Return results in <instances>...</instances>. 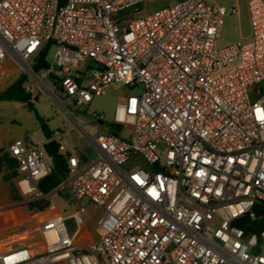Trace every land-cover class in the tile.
Wrapping results in <instances>:
<instances>
[{
	"label": "built area",
	"instance_id": "obj_1",
	"mask_svg": "<svg viewBox=\"0 0 264 264\" xmlns=\"http://www.w3.org/2000/svg\"><path fill=\"white\" fill-rule=\"evenodd\" d=\"M147 2L0 0V78L24 76L85 140L68 149L66 129L54 138L77 228L81 200L103 211L97 240L81 246L59 213L38 219L32 241L0 238V264H264V228L250 230L264 219V0H247L248 37L223 47L235 6L178 0L148 12ZM113 85L139 90L113 112L127 134L101 132L96 114L92 134L64 102L87 106ZM8 154L17 205L48 200L44 148L27 135Z\"/></svg>",
	"mask_w": 264,
	"mask_h": 264
},
{
	"label": "rangeland",
	"instance_id": "obj_2",
	"mask_svg": "<svg viewBox=\"0 0 264 264\" xmlns=\"http://www.w3.org/2000/svg\"><path fill=\"white\" fill-rule=\"evenodd\" d=\"M168 0H148L147 11L154 10L158 4H167ZM214 4V3H212ZM244 32V22H241L237 15L227 16L224 19V24L221 28L219 35V47L229 45L240 39V35ZM54 48H51L47 52V60L52 59ZM88 63V62H87ZM2 78H0L1 80ZM51 87V81H47ZM1 90V87H0ZM139 90L135 89L130 91L128 87L122 85H113L106 88L105 92L100 96H95L91 102L86 105L76 106L71 101H65L64 106L71 112V114L84 125L85 128L94 134L97 132V128L94 127L96 119L94 114L100 117L102 124H98L97 127L101 132H115L124 136L127 134V127H113L112 116L117 103L120 98L127 96L131 93L136 94ZM55 94L59 98H64L60 89L55 91ZM36 101L32 102L40 116H42L48 124L49 128L53 130L66 129L64 142L67 147H71L73 142L77 140L78 144L83 146L85 140L79 136V132L75 129L72 123L59 111V109L49 100V98L42 92L35 93ZM9 121L5 123V126L9 130V133L14 136L15 134L22 132L24 128L31 129V137L38 146H42L44 140L43 134L40 132L37 122L31 112L24 106H19L16 109H10ZM118 128V131L117 129ZM70 131V135L68 132ZM87 153L91 157L95 156V153L90 147H86ZM46 161L49 162V157H46ZM133 162L129 163V166ZM14 183V181H13ZM9 182L3 179V171L0 170V210L4 209L8 204V187ZM21 200V198L19 199ZM49 207L47 212H59L61 215L68 217L65 220V227L69 235L75 233V244L81 246L88 242L97 240L96 226L97 221L103 214L102 210L93 212V207L89 204L88 200H81V204L84 206V212L81 214L82 226L77 228L75 220L70 216L77 209V203L74 202L68 191L63 188H56L48 197ZM18 208L14 210V213L6 214L5 219H0V238L4 244L10 243L17 245L18 243H27L36 239L37 233L35 229L38 228V217L43 213L38 211H32L26 204L18 205ZM21 207V208H20Z\"/></svg>",
	"mask_w": 264,
	"mask_h": 264
},
{
	"label": "trees",
	"instance_id": "obj_3",
	"mask_svg": "<svg viewBox=\"0 0 264 264\" xmlns=\"http://www.w3.org/2000/svg\"><path fill=\"white\" fill-rule=\"evenodd\" d=\"M44 56H45V52L42 55V59L35 66L36 71L41 69ZM24 81H25L24 76L17 77L12 84H10L2 92H0V101H16L23 103L27 108V110L33 114L44 138L46 140H49L52 138L53 132L48 127L47 121L42 116L39 115L36 108L33 106L32 102L33 101L35 102L36 98H32L31 94L28 93L23 88ZM111 126L114 127L113 124ZM116 129L118 131V128ZM112 133L115 132L112 131ZM44 148L45 151L49 153L46 145H44ZM49 156L51 157L50 173L38 183V189L44 194H48L54 189H56L62 183L67 172L66 161L62 155H60L59 153H56V155H51L49 153ZM17 166L18 163L15 159H13L6 152L2 153V155L0 156V170L1 169L5 170V173L3 174V179L5 181L10 182L14 177L17 176L18 174ZM9 191L12 200L20 199L16 187H14V185H12L11 183L9 185ZM27 206L32 211L43 212L49 207V203L46 199V200L29 203ZM257 213L258 215L259 214L264 215V207H257ZM252 227L254 228H250V230H254V231L261 230L262 228H264V219L254 222L252 224Z\"/></svg>",
	"mask_w": 264,
	"mask_h": 264
},
{
	"label": "crops",
	"instance_id": "obj_4",
	"mask_svg": "<svg viewBox=\"0 0 264 264\" xmlns=\"http://www.w3.org/2000/svg\"><path fill=\"white\" fill-rule=\"evenodd\" d=\"M168 1L169 2L167 4H158V6L155 9L171 5V4L175 3L178 0H168ZM204 1L207 2V3H210V4L214 3L215 5H220V6H224V7L235 6L237 8V14L236 15L240 18L241 22H244V32L240 35V39L239 40H243V39L248 37V35L250 33V26H249V21H248V16H247V0H204ZM239 40H237V41H239ZM16 78H17L16 75H13V76H10V77H6V78H2L0 80V87H1L0 92H2L10 84H12L13 81ZM19 106L24 107L25 105L23 103L16 102V101H0V156L4 152L8 153V147L13 141H15L17 139H21V138H23V137H25L27 135H30L31 132H32L30 128H24V130L22 132H19V133L15 134L14 136H12L9 133V130L7 129V127L5 126V123H7L10 120L9 119V111H10V109H16ZM37 126H38V124H37ZM38 128H39V126H38ZM50 130L53 132V134H52L53 136L49 140H46L44 138V140L42 141V144H41L42 148H44V145L47 146V143L49 141H51V140L54 141L56 133L58 131H60L59 129H57L55 131L52 128H50ZM68 135H70V131L68 132ZM73 146H74V142H73L71 147H67V148L68 149H72ZM44 150H45V148H44ZM48 157H49V163L51 164V157L49 156V153H48ZM2 171H3V174H4L5 170L2 169ZM17 177H18V174H17L16 177H14L9 182V184L11 183L12 185H14V187H16V179H17ZM13 181H14V183H13ZM19 202H20V200H12V198L10 196L9 187H8V204H7V206L4 209L0 210V219L3 221L5 219L6 214L14 213V210H16L18 208L17 204ZM41 213H43V215L39 216L38 219L41 218V217H46V216H49V215H52V214H55V213H59V212H47V209H46L45 211H43Z\"/></svg>",
	"mask_w": 264,
	"mask_h": 264
},
{
	"label": "water",
	"instance_id": "obj_5",
	"mask_svg": "<svg viewBox=\"0 0 264 264\" xmlns=\"http://www.w3.org/2000/svg\"><path fill=\"white\" fill-rule=\"evenodd\" d=\"M46 65L43 64V67H45ZM50 77L52 78V75H50ZM100 124H102V121H99ZM47 150L51 155H56V144L55 141L51 140L47 143Z\"/></svg>",
	"mask_w": 264,
	"mask_h": 264
}]
</instances>
